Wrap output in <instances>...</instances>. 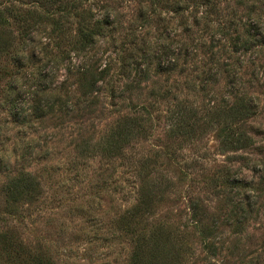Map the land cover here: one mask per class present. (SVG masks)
I'll use <instances>...</instances> for the list:
<instances>
[{"label": "rangeland", "instance_id": "1", "mask_svg": "<svg viewBox=\"0 0 264 264\" xmlns=\"http://www.w3.org/2000/svg\"><path fill=\"white\" fill-rule=\"evenodd\" d=\"M246 4L247 0H229V12H236L242 23L256 16ZM106 5L114 9L125 30L116 40L101 38L91 55L116 72L121 41L130 39V28L138 25L143 28L138 27L139 45L149 54L138 60L143 64L140 71L117 83L116 94L129 89L124 100L114 101L110 83L100 85L84 101L78 76L68 72L80 61L65 56L68 43L52 38L51 25L38 27L30 40H24L26 59L2 60L6 72L0 80V264H30L40 252L52 264H130L131 238L120 231L117 220L134 205L133 185L139 188L136 174L143 159L158 162L155 167L150 163L151 179L165 176L173 187L150 208L151 215L140 228L149 233L153 225L163 224L184 235V264H264V89L251 93L262 114L253 123L261 133L254 150L222 153L215 132L199 141L168 140V124L162 117L167 108L161 100L166 90L175 93L180 86V101L205 105L227 99L226 86H210L196 97L184 89L196 73L167 77L157 72L162 33L170 41L182 39L184 26L176 15L149 0H103L95 7L99 12ZM142 8L149 25L139 18ZM7 28L17 36L15 28ZM238 35L246 38L242 29ZM24 41L15 40V47ZM260 58L264 54L256 50L241 56L247 82L253 80L252 73L264 76ZM146 74L150 79L139 84L137 80ZM49 87L59 98L44 100H55L54 110L37 119L33 108L42 98L40 90ZM14 104L17 110L10 112ZM129 111L144 118L145 129L123 153L131 159L84 151L88 142H101ZM23 171L42 176L40 196L12 202L7 188ZM228 178L236 183L226 185ZM192 201L207 210L204 224L212 227L214 237L206 244L215 246L216 256L203 249L206 244L193 221Z\"/></svg>", "mask_w": 264, "mask_h": 264}, {"label": "trees", "instance_id": "2", "mask_svg": "<svg viewBox=\"0 0 264 264\" xmlns=\"http://www.w3.org/2000/svg\"><path fill=\"white\" fill-rule=\"evenodd\" d=\"M101 1L103 0H0V80L6 72L2 67V60L8 57L15 60L26 59L25 41L30 40L29 37L38 27L51 25L54 27L52 38L57 37L61 43H68L69 51L65 56L69 59L75 57L80 61L78 67L68 68V72L78 76L84 101L89 100L100 85L110 83H113L110 90L114 101L124 100L129 89L116 94L117 83L130 79L134 71H140L143 64L138 60L146 59L149 54L145 47L139 45L141 39L137 36L138 25L130 28V39L123 38L121 41L116 58L119 63L116 72H112L107 63L102 66L100 59L91 55L101 38L116 40L125 30L111 6L106 5L98 12L95 6ZM247 1L249 4L246 6L252 12L255 11L256 16H251L248 22L242 23L236 12H229V0H149L152 6L176 15L184 26L182 39L176 42L170 41L162 33V52L156 58L157 72L167 77L183 76L189 70L196 73L194 82L184 87L196 97L201 92L211 90L210 86L224 84L227 90V99L222 103L212 101L205 105L180 101L177 95L182 89L180 86L174 88L177 91L175 93L166 90L161 100L167 108L162 117L168 124V140L181 138L199 141L205 134L215 132L222 153L238 154L254 150L257 146L256 137L261 133L253 123L262 115L261 105L251 93H254V88L264 89V76L252 73L253 80L247 82L245 73L241 72L244 69L241 56L253 50L264 54V0ZM223 5L226 7L223 8ZM139 18L147 20L148 25L151 23L145 8L141 9ZM8 25L16 29L17 36L7 28ZM241 29L246 37L244 39L238 35ZM199 32L202 33L199 35ZM15 40L25 41L23 46L17 43L15 47ZM261 61L264 58H260L259 62ZM261 67L264 68V64ZM262 74L264 75V70ZM148 75L141 76L138 83L148 81ZM40 91L42 98L32 107L37 119L54 110L56 101L45 103L44 100L49 102L51 98H59L55 88L52 90L49 87ZM15 105L17 104L12 105L10 112L17 110L13 108ZM143 110L151 117V111L146 107ZM138 114L136 111H129L101 142H88L84 151L102 155V158L131 159L123 153L132 149L131 144L136 137L145 133L142 125L144 118L138 117ZM143 161L136 174L139 188L133 185L134 205L117 220L120 231L128 232L131 238L130 264H184L187 253L184 248V235L173 232L163 224L153 225L149 233L145 228L139 227L151 215L150 208L160 202L173 187L165 176L150 178L147 171L150 163L154 167L158 164L156 160ZM235 183L230 178L225 182L226 185ZM42 187V176L23 171L10 182L7 191L12 202H17L29 195L40 196ZM192 202L193 221L197 223L196 228L201 229L199 233L206 244L214 237L212 227L204 224L207 210L200 203ZM203 249L215 256L217 254L214 245L206 244ZM30 264L52 263L45 252H40L32 256Z\"/></svg>", "mask_w": 264, "mask_h": 264}]
</instances>
